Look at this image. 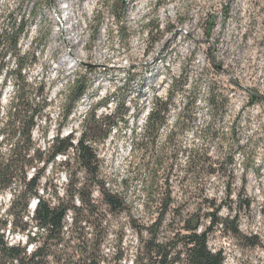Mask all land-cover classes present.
Instances as JSON below:
<instances>
[{"label":"rangeland","instance_id":"obj_1","mask_svg":"<svg viewBox=\"0 0 264 264\" xmlns=\"http://www.w3.org/2000/svg\"><path fill=\"white\" fill-rule=\"evenodd\" d=\"M85 1L75 0L72 11L74 20L80 21L83 29L76 35L73 53L66 47L62 32L70 26L68 0H0V8H9L14 15L23 17L26 28L20 49L30 58L35 52L34 63L22 74L30 84L41 85L47 97L32 131L41 148L50 144L57 131L63 136L77 137L86 113L111 114L117 103V112H121L123 102L129 108L128 125L119 124L96 146L101 181L125 201L124 208L112 211L93 188L91 196L101 219L94 232L102 243V251L110 255L120 249L124 257L120 264H132L139 237L146 236L144 230L141 234L139 231L157 217L155 206H141L149 199L170 197L176 204L187 197L192 201L204 197L224 199L222 179L212 177V184L203 186L199 173L189 179L194 186L179 188L175 183L181 174L175 176L170 170L153 174L157 151L146 146L148 141L139 129L134 137L128 131L133 124L143 125L154 96L172 97L173 109L156 138L161 146L158 152L166 161L170 155L165 146L168 129L175 122L177 108L190 92L188 98H196V120L192 129L177 134L174 142L182 147L201 148L203 141L198 129L214 113L206 100L211 87L226 97L225 110L219 108L216 113L219 124L228 126L234 119L238 121L240 137L255 145L256 164L252 167L259 169L245 171L242 156L235 155L229 180L231 199L236 203L231 210L224 206L218 212L232 222L226 228L220 225L212 228L208 247L222 253L223 264H264V0H94L82 17L78 15V7ZM79 73L86 79L87 90L65 118L61 97L68 93ZM12 83L13 80L8 82L3 91L4 106L13 93ZM250 94L259 101L251 104ZM141 110L143 113L132 123L134 113ZM132 139L140 145L135 151L131 150ZM59 159H55V164L49 163L41 180V187L45 181L51 186L44 193L47 198L52 190L61 195L68 181L64 172L68 174L71 170L57 165ZM74 170L80 180L84 179L77 164ZM31 174L32 170H28V176ZM10 197V191L0 194V213ZM246 198L250 207L239 209L240 201ZM33 200L34 197L29 201L30 211ZM172 217L167 215L159 228L160 239L171 236V230L178 225L179 218ZM231 224L238 225V235L232 233ZM209 225V218H203L199 230ZM28 229L35 231L33 225ZM9 240L25 244V236L21 234L13 238L9 235ZM36 243L28 244L27 248Z\"/></svg>","mask_w":264,"mask_h":264},{"label":"trees","instance_id":"obj_2","mask_svg":"<svg viewBox=\"0 0 264 264\" xmlns=\"http://www.w3.org/2000/svg\"><path fill=\"white\" fill-rule=\"evenodd\" d=\"M25 28L22 16L14 15L9 8H0V194L11 192L4 211L0 213V264H120L124 259L120 249L110 255L101 249L102 243L94 232L101 219L91 194L93 188L97 189L103 203L112 211L125 206L124 199L105 188V182L99 177L96 146L103 143L119 124L125 127L128 125L129 108L124 107L123 102L121 112H117V103L111 114L97 116L95 113H86L77 137L73 134L63 136L57 131L50 144L41 148L32 131L42 115L47 97L41 85L30 84L22 74V70L35 61V52L30 58L20 49V39ZM12 80L13 93L4 106L2 94ZM86 90L85 77L76 74L70 90L61 97L65 118L76 108ZM188 97L177 108L175 122L168 129L165 146L170 155L166 161L158 152L161 146H158L156 138L173 109L172 97L154 96L143 125L138 127L133 124L128 131L134 137L139 129L141 136L148 141L146 146L157 151L153 158V174L160 170H170L175 176L181 174V177H176L179 181L175 183L179 188L194 186L189 179L199 173L203 186H210L212 177L222 179L225 186L224 199L217 201L215 197H204L201 201H192L187 197L176 204L169 197L142 202L143 208H148L149 204L155 206L157 217L139 231L141 234L144 230L146 236L140 235L132 264H223L222 253L208 247V234L212 228L219 225L226 228L228 222H232L227 217L219 216L218 212L224 206L231 210L236 203V200L231 199L232 182L229 180L234 170L235 155L242 156L245 171L253 168L258 172L259 168L252 167L256 164L255 145L249 139L244 141L240 137L238 121L234 119L228 126L219 124L216 113L219 108L225 110L226 97L211 87L208 88L206 100L214 113L198 129L203 141L201 148L195 145L182 147L174 142L175 136L192 129L196 120V98ZM250 98L251 104L259 101L256 95L250 94ZM142 113L143 110L135 112L132 123ZM139 146V142L132 139L131 150L135 151ZM55 159H59L57 165L71 171L68 174L64 172L68 181L63 193L59 195L52 190L50 198H47L44 193L51 186L45 181L41 187V180L49 163H57ZM76 164L83 170L82 180L74 170ZM28 170H32L30 176ZM33 197L38 200L33 211H30L28 205ZM250 204V200L243 199L239 209L249 208ZM190 207L194 211L191 212ZM169 214L173 215V219L179 218L178 225L171 230L172 235L163 240L158 230ZM203 218H209L210 225L199 230ZM32 225L34 232L28 229ZM230 227L234 235L239 234L237 224H231ZM17 234L25 236L24 245L8 241L9 235L13 238ZM36 241L38 243L33 244L28 251V244Z\"/></svg>","mask_w":264,"mask_h":264},{"label":"bare ground","instance_id":"obj_3","mask_svg":"<svg viewBox=\"0 0 264 264\" xmlns=\"http://www.w3.org/2000/svg\"><path fill=\"white\" fill-rule=\"evenodd\" d=\"M67 1V0H65ZM94 0H87L85 1V3H81L80 6L78 7V15L79 16H84L85 12L88 10L89 4H93ZM131 1V0H129ZM68 4L66 5V12H67V23L70 24V26H68L66 29H62V32L64 33V35L66 36L65 39V45L66 47L69 48L70 52H75V48H76V42H75V38L76 35H80L82 33V27H81V22L80 21H75L74 20V15L72 13V11L75 8V0H68ZM76 11V10H75Z\"/></svg>","mask_w":264,"mask_h":264},{"label":"built area","instance_id":"obj_4","mask_svg":"<svg viewBox=\"0 0 264 264\" xmlns=\"http://www.w3.org/2000/svg\"><path fill=\"white\" fill-rule=\"evenodd\" d=\"M37 200H38V199L35 198V200H33L32 203H31L32 211H33V209H34V207H35V205H36V203H37ZM25 243H26V241H25ZM31 246H32V245H31ZM27 250L30 251V250H31V247H30V249L27 248Z\"/></svg>","mask_w":264,"mask_h":264},{"label":"water","instance_id":"obj_5","mask_svg":"<svg viewBox=\"0 0 264 264\" xmlns=\"http://www.w3.org/2000/svg\"><path fill=\"white\" fill-rule=\"evenodd\" d=\"M254 94H256V95H257V93H254Z\"/></svg>","mask_w":264,"mask_h":264}]
</instances>
